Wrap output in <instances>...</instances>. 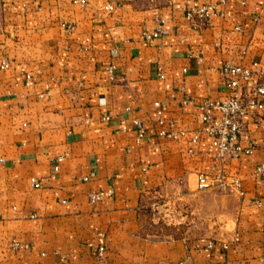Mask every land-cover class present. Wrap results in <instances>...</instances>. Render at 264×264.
<instances>
[{
  "label": "crops",
  "instance_id": "0c3cea01",
  "mask_svg": "<svg viewBox=\"0 0 264 264\" xmlns=\"http://www.w3.org/2000/svg\"><path fill=\"white\" fill-rule=\"evenodd\" d=\"M108 1L0 0V264H264V112L243 117L241 144L254 149L239 160H218L207 136L189 142L199 104L227 95L223 64L264 66V0H225L207 24L187 12L223 0H122L112 12ZM158 18L162 35L146 41ZM258 81L245 84L246 99ZM158 102L185 139L157 137ZM123 118L142 120L147 136ZM221 173L241 192L198 188L200 174ZM156 191L180 196L193 228L210 229L143 233V202Z\"/></svg>",
  "mask_w": 264,
  "mask_h": 264
},
{
  "label": "built area",
  "instance_id": "2783aa9c",
  "mask_svg": "<svg viewBox=\"0 0 264 264\" xmlns=\"http://www.w3.org/2000/svg\"><path fill=\"white\" fill-rule=\"evenodd\" d=\"M87 0H73L75 4L85 5ZM226 1L223 0L219 5L211 6H199L190 9L187 12V18L190 21H197L201 24H207L212 16H221L224 14L222 7H224ZM122 0H109L105 6V10L112 12L117 7L121 6ZM63 27L68 30L74 28L73 25L64 24ZM163 31V21L158 18V25L153 32H145L144 39L146 41H152L159 38ZM10 67V62L4 59L1 63V69H7ZM259 77L258 83L255 85L253 95L248 97L243 96V88L245 84L250 81L253 75ZM221 76L224 78L227 84V95L219 101H213L211 99H205L199 104V111L201 116V127L193 130L189 136V142L195 146L198 145L204 136H207L212 141V146L216 150L217 159L225 163L228 160H239L243 154H250L254 147L250 146L245 149L241 144V138L244 134L243 117L250 111L251 107H256L259 114L264 112V66L258 62H254L250 66H244L225 62L221 68ZM163 77V76H162ZM30 77H28V80ZM157 110V131L158 138H167L174 141L185 139L190 133L186 129H177L175 121H167L164 119L163 102L156 104ZM131 108L128 107L127 111ZM103 120H111V116L106 115ZM121 127L126 130L129 125H134L139 133V139H143L147 136V131L144 127L142 120L139 118H133L131 120L123 118L121 120ZM166 125L170 126V129H166ZM191 153L194 149L189 150ZM63 158L57 159V164L54 166V171H59V163ZM3 161V160H2ZM256 173L259 177L264 179V160L256 167ZM85 181L88 177L84 178ZM32 184L39 188L41 182L36 179H32ZM242 183L239 178L229 179L224 174L207 175L200 174L198 177V188L200 190L216 189L223 192L236 190L241 192ZM112 190L100 191L92 193L90 199L93 203L101 201L105 196L111 195ZM33 215L32 218H35ZM209 248H213V242H209ZM106 248L100 247L97 256L101 259L104 257ZM179 264H185L180 262ZM206 264H214L212 262Z\"/></svg>",
  "mask_w": 264,
  "mask_h": 264
},
{
  "label": "rangeland",
  "instance_id": "374dc122",
  "mask_svg": "<svg viewBox=\"0 0 264 264\" xmlns=\"http://www.w3.org/2000/svg\"><path fill=\"white\" fill-rule=\"evenodd\" d=\"M179 197L177 194L162 191L149 194L142 208L143 233L156 239L171 240L186 239L201 230L210 229L205 223H198L193 228L194 225L190 221L198 216L192 214L191 211L187 212L189 207Z\"/></svg>",
  "mask_w": 264,
  "mask_h": 264
}]
</instances>
